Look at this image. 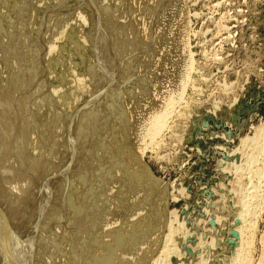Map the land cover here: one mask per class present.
<instances>
[{"label":"rangeland","instance_id":"1","mask_svg":"<svg viewBox=\"0 0 264 264\" xmlns=\"http://www.w3.org/2000/svg\"><path fill=\"white\" fill-rule=\"evenodd\" d=\"M81 1L83 2L81 3ZM84 1L85 0H0V115L2 114L1 107L4 103L6 106L8 103L10 104V108L14 111L10 110V114H12L11 116L13 118L16 115L15 112L18 108L22 111L24 119L20 125L22 128L24 127L23 150L25 153L23 174L28 173L25 174L27 176L32 174V171H30L32 167L30 163L32 161H38V168L40 167L39 170L41 171L44 170V167L47 164L44 161H49V165H52V169L49 170L47 174L43 172L42 179L44 180L47 176V178L50 176L53 178H56L57 176L59 177L57 181H53L50 184V189L53 192L54 197V200L52 199V203L50 205H54L52 208L53 212L55 211L56 213L54 212L51 215L52 220L55 215L54 221L50 220V217L47 214L48 218H45L47 220H44L45 222H43L46 226L48 224H52L53 222H57L60 226L65 223L62 228L66 229L64 237L62 235L63 240L61 239L62 237L57 238L56 241L54 240L56 242H54L55 244L53 242L52 244L50 242L48 243L47 240L49 236H53V234H51L52 232L50 231V233L48 231L51 230V227L49 228L47 226L48 230H46V232L37 231L38 233L35 232L36 235L33 234V242L35 243L34 251L36 253V258L34 260L35 264L37 261L38 264H43V262L44 264L45 262L46 264H52L55 260L57 262L55 261L56 263L54 262L53 264H58L60 259H63L60 262L61 264H71V256L72 258L73 256L75 257V259L73 258V264H77L79 261L80 264H87L89 261L88 259H90L91 264H97L102 260L103 262H101V264H122L123 261V264H133L131 263L133 258L136 259V264H238L239 262H235V259H237L236 257L243 249H246V253H248L247 257L250 261L249 264H264V177L261 178L264 176V173L260 177L261 179L258 178V176H255L257 168L264 169V152H259L257 156V149L254 148L257 143H262V138L264 137V134L260 135V137L262 136L261 138H257L258 136L256 137L255 135L257 133L256 129L261 130L262 133L264 132V0H183V5L186 7L185 10L187 12L186 23L188 22V28L186 32V43L189 56L191 58V64L189 66L190 70L186 73L187 79H185L186 83L185 81L183 83V85L185 84L184 87H182V85L179 88L181 93H179L180 91L174 93L176 94V97L179 96L180 98L178 97L174 104L168 105L169 107L167 106L168 109L170 107L171 108L169 110L167 109L168 113H166L167 115H165V119L163 118L164 123L161 125L162 127L154 136V140L152 139L142 152L137 150L138 146L134 141L135 137H127L130 127H125L126 129H123L120 126L122 121L120 122L118 115L121 117L124 113L125 117H121L122 120H129V105L134 102L138 103L137 100L134 101V99L139 96H143V92L141 95L140 91H144L146 87L147 89L150 88V84L147 83L149 87L146 85L149 77L146 76V69L144 67V62L146 61V57H144V55L148 56L149 52H142V50L138 51V62L136 61V66L139 67V70L137 68L139 75L137 73V75L133 78L134 80L132 79V81H127L126 79V82L124 74L127 66H125L126 68L124 67V63L126 62L124 61V58L128 53L127 51L129 47H127L126 50H122L123 46L124 49L126 47L123 41L124 39H126V41L130 39V33H133V35L136 36L141 35L143 37L145 31L143 28L146 24L145 18L147 17V11H144L143 9L145 2L142 3L143 0H120L121 2H119L121 4L118 2L115 9H111L108 7V0H95L96 3L99 2L98 5H96V8L94 7L96 4L94 0H92V3L90 2L91 0H88L89 2L86 0L85 2L89 3L88 6L93 4L94 1V6H91L95 8L94 9L92 7L93 10L96 11L97 9L99 12L96 13V18L95 11L92 13L90 11L88 12V9L85 8L87 5H84ZM122 7L125 10L121 9ZM129 7L131 12H129L130 10H127ZM132 8L134 9L133 11ZM108 9H110L113 14H111ZM121 10H124L126 14L121 12ZM118 11L121 13L119 14ZM107 13L109 14L107 15ZM98 16H100V18ZM101 16L105 21L101 19ZM98 20L99 23H97ZM113 20L115 21V24L113 23ZM138 20L142 22L140 23ZM116 22L119 24L117 25ZM112 23L114 25H112ZM112 26L116 29H111ZM96 27L99 29H96ZM138 28L140 29L139 31ZM103 31H105V33ZM139 32L142 34H138ZM95 34L98 36L96 37ZM111 36L113 40L118 37L116 39V41H118L115 43L114 40L113 42L112 39H109ZM103 37H108L106 39L108 42H102L105 41ZM90 38L91 40L89 41ZM11 40H13V42ZM94 42H98L96 44H99L97 48H95V44H93ZM104 43L106 46L110 47H106ZM91 47H93V50ZM120 52L122 54H120ZM140 52L143 54L141 55ZM138 55H140V58H138ZM103 57L106 58V61L112 59L111 62H113L112 64L114 66V70L112 69L113 72H111L108 76L110 77L112 74V77H110L112 83L109 84V87H106V85L103 87L102 83H100L102 81L100 80L98 84L102 86V89L98 85L101 90L95 93L93 92L95 89V82H97L95 71L97 70L96 68H98L103 61H105ZM102 59L104 60L102 61ZM94 63H96L97 66ZM170 64L171 63L169 62V64L166 65L167 69L168 67H171ZM93 68L95 69L92 70ZM140 70L144 73L140 72ZM154 71L158 72L159 68L154 69ZM135 80H138L136 83L140 88V93L138 92L139 95L136 94L139 88L136 86V83L133 84ZM139 80H141V82ZM131 85L134 86V90L131 89L133 88ZM143 86L146 87L143 88ZM31 87H34V89L32 90ZM17 88H19V90ZM38 88L41 89V91H39ZM37 90L38 92H41V96H39V93H36ZM45 90L46 92H44ZM126 90H130L128 93L132 91L130 93L131 95L127 92L123 94ZM147 91L150 90H145L144 93L146 96H148ZM31 92L34 93L32 94ZM35 93L38 95L37 97L41 98H37V101L39 99V105L38 102L35 101ZM106 93L108 94L105 97ZM126 94H128L127 97ZM129 97H131L130 100ZM106 98L108 99V102ZM118 98L122 99L118 100ZM31 100L33 101L31 102ZM125 100H128V102ZM117 101L119 103H117ZM33 102L37 104V106ZM45 103L47 105H43ZM5 104L4 107H6ZM117 104L120 109H118ZM15 105H17L18 108ZM38 106H41L40 110L37 109ZM43 106L45 108H43ZM15 108L17 109L15 110ZM91 108H93V112H95L94 121L88 119L92 114ZM123 108L124 111L125 109L126 111H123L122 113L121 110H123ZM86 110L90 115L87 112H82ZM120 112L122 114H120ZM110 113H116L117 117L115 114L110 115ZM41 114H43V116ZM128 114L129 116H127ZM81 116H83L82 119ZM114 116L116 118H114ZM86 117H88L87 119L90 123L86 126V130H84V128L80 127V125L82 122L86 121ZM117 118L119 122L117 121ZM50 119L52 121L57 119L59 122L54 121L55 123L53 122L51 124L52 121ZM76 119L80 122L73 125V128L75 129L74 133H78L77 139L79 140L69 139L68 137V130L71 123L73 124ZM90 124H92V127ZM116 125L117 127H115ZM260 125H262L261 128H259ZM88 126H90V128ZM38 128H40V131ZM106 129L108 131L110 130V134ZM37 130L42 138L44 136L43 139H45L48 133L47 138H49V140L47 138L46 140L50 141L49 143L52 147L56 144H65L68 147L70 146L69 148L66 147L64 150L67 149L66 151L69 152L72 157H75L74 165L76 164L75 166L78 170L73 172V164L71 162V164L67 165V169L65 171H71V173H73L71 174L68 172L66 174L65 172L64 175H62L64 170L62 171L58 169L61 152L51 151L54 156L53 154L50 155L51 152L50 154L47 152V155H45V151L40 153L38 148L35 146L36 141H41L39 140L41 137L39 136ZM52 130L57 132L55 133V131ZM86 131H89V134H87ZM41 133H43V135ZM85 133L87 135H84ZM81 134H83L84 137H82ZM90 134L92 137L93 134L95 135L92 138L89 136ZM29 135L30 137H28ZM253 136L255 142H253ZM245 137H247V139ZM90 138L91 141L89 140ZM98 138L100 139V142L97 145L95 142ZM250 139L252 143H250ZM87 140H89L90 143H88ZM106 142H108L107 144H110V147L106 145ZM52 143H54V145ZM88 145H93V147H88ZM6 148L8 149L7 151H9V148L5 147V149ZM92 148H94L96 156L94 152L91 155V168L90 166H85L82 159L78 161L77 154L82 155L83 150L86 151ZM252 150L253 153H256L255 155L257 156V160L251 161L250 155L253 154L251 152ZM38 152L41 154L39 156L42 158L37 155ZM139 152H141L142 155ZM35 155H37V158L32 160V158H35ZM133 158L136 160L135 162H133ZM27 159H31V162ZM41 161L42 164H39ZM28 162L30 163L28 164ZM98 164L99 167L101 165L105 168H101L103 169L102 175L100 171H98L100 169L97 166ZM69 165H71V168ZM82 166L84 169L86 168L85 180L89 181V183L88 181L86 183L88 187L85 185L84 187L76 189L77 181L73 183L72 181L75 178L72 176L80 174ZM112 168L115 170L112 171ZM115 171L116 174H112L115 173ZM262 172L264 171L262 170ZM99 175L102 177L100 176V178ZM125 175H130L138 182H136L137 184H142L146 181V178L149 180V177H155V186L157 187L156 193L158 197L156 196L154 199L153 196L152 200L146 205V207H148L152 204L153 209L148 212L143 208L141 211L137 212L138 214L134 213V218L133 216L130 217L129 215H125L126 218L125 216L122 217V219L119 220V223H112L113 225L108 228V233L110 235L108 233L104 235L105 230L102 229L100 235L102 234L103 237H101V239H97L99 240L98 243H92L96 239L91 241V238H89L90 236H88V231L90 228L91 230H94V232H99L101 229L97 226H95V228L94 223L97 220L95 215L97 214L98 206L104 205L102 204L103 202L100 201V198H96L94 201L97 200V208H93L92 193L95 187V180L101 179L103 183L106 182L105 187L107 188L109 185H112L113 181V184H116L117 182L118 184L114 185V190H117L116 186L123 185L125 182ZM61 176H66L67 178H63ZM112 176H115V178ZM142 177L143 179H141ZM85 180L84 182H86ZM258 182H261V186L258 185ZM253 183L256 186L258 185L257 190L259 193L257 192L258 197L251 198L250 200L251 204L253 203V206L248 204L247 208L253 209L256 204H254V202L257 201L259 205L257 204L258 206L256 205L255 207V215H250L251 219H248V221H251L246 222V219H243V215H241L244 213L246 205H239V203L243 199L244 201L249 200V197L246 196L248 192L251 191L250 188L253 190V185H251ZM68 190L73 196H70ZM81 190H84L83 192L85 193H82ZM88 195L89 199L92 198L89 203H87L89 200ZM244 195H246L245 198ZM85 199L88 200L86 201ZM77 206H79L78 211L75 209ZM89 208L90 210H88ZM81 209H83V212H80ZM59 210H61V212ZM91 210L96 212V214H93L94 212H91ZM241 210L242 212L240 215L243 220L239 215ZM152 213L154 216H152ZM73 215H75L74 218H76V216H78V218L73 219ZM93 216L95 220L93 219ZM68 219L70 220L68 221ZM86 220L87 222H85ZM131 220L135 221L132 222L133 224L130 227L122 225L125 221L131 222ZM143 220L144 222H142ZM240 220L241 222L239 223ZM75 222H77V224H83V227L86 226L88 231L85 229V233L83 230L82 235L81 233H77V236H75V229L77 228V224ZM87 223L90 224L88 225ZM248 223L252 224L251 230H246L245 226L243 227V225ZM54 224L55 223L52 225ZM238 224L241 225V228L245 229H242V231L238 230L241 229L240 226L238 227ZM72 228L74 231H72ZM86 232L88 234H86ZM45 233L49 235H45ZM241 233L242 237H240ZM69 234L72 238L68 236ZM44 235L45 239L42 238ZM46 236L48 237L47 239ZM77 237H80V239L85 238L83 239L84 244L81 242L82 240ZM243 239L244 241L248 239L245 241L246 245L248 244V247L245 246ZM61 240L64 241L65 245L61 244ZM72 241H74V243ZM66 243L67 248L65 247ZM133 243L138 246V250H136V252L132 251V254H135L136 257H131V254L129 257H125L124 252H126V250H128ZM74 244L75 246H73ZM94 244L97 245L95 246ZM100 244L101 246H104L101 247L99 246ZM49 245H52V250L55 249L53 250L54 252L61 248L62 251L61 249L59 251L64 254L66 253V255L64 256L61 252V254L59 253V258H56V254L55 256H53L54 254L48 255L53 252ZM55 245L58 246L55 247ZM60 245L62 247H60ZM97 246L101 247V249L103 248V252L100 253L99 251L95 253L97 249L101 250ZM37 247L38 250L36 251ZM57 247L60 248L58 249ZM87 247L89 249L88 252L86 250ZM168 248L171 250H167ZM42 249H44V251H48L42 253ZM49 249L51 250L50 252ZM172 249L174 251H172ZM0 250V258L5 254V256L10 259L8 257L9 254L5 253L1 246ZM73 250L74 253L72 254ZM97 253L100 255V258H98ZM43 254L46 255L43 256ZM84 254L87 257H85ZM68 255L70 256L68 257ZM93 257L94 259H92ZM45 258L50 259L46 261ZM1 259H3V257Z\"/></svg>","mask_w":264,"mask_h":264},{"label":"bare ground","instance_id":"2","mask_svg":"<svg viewBox=\"0 0 264 264\" xmlns=\"http://www.w3.org/2000/svg\"><path fill=\"white\" fill-rule=\"evenodd\" d=\"M86 1V0H85ZM84 1V5L86 6L87 5V7H85L86 9H88V12L90 11L91 13L93 12V11H95V10H93V8L95 7L96 8V5H98V3H96V1H95V3H94V1H93V4H95V6L93 5V4H91V5H93V6H88V2L86 3ZM100 1V0H99ZM104 1V0H103ZM109 1V3H108V7L109 8H114L115 9V7L118 5V2L120 1V0H108ZM134 1V0H133ZM141 1V0H140ZM83 1H81V3H82ZM91 3H92V0L90 1ZM102 2V1H101ZM121 2V1H120ZM119 2V3H120ZM145 2V3H144ZM125 3V2H124ZM140 3V2H139ZM142 3H144L145 5L143 6V9H144V11L146 10L147 11V17L145 18V21H146V24H145V26H144V28H143V30H145L144 31V34H143V37L140 35H133V33H130V39L129 40H127L126 41V39H124V41H123V43L125 44V49H124V46H123V49L122 50H126L127 49V47H129V49H128V53L125 55V60L124 61H126L125 63H126V65H125V63H124V67L125 66H127V69L125 70V76L124 77H126V78H124L125 79V81H126V79H127V81L129 80V81H132V79L137 75V73L139 72L138 70H139V67L138 66H136L137 65V63H136V61L138 60L137 59V54L139 53L138 51H141L142 50V52H149L148 53V56H145L144 55V57H146L145 58V71H146V76H148L149 78L147 79V82H146V85L148 86V84H150L149 86H150V88H148L150 91H147L148 92V96H146L145 95V90H148L147 89V87L146 86H143V88H145V90L144 91H140V88L137 86V83H136V81H138V80H135V82L133 83V84H135L136 83V86L139 88L138 89V91H137V93L136 94H138V92L142 95V92H143V96H139L138 98H136V99H134V101L135 100H137V102L138 103H133V104H135V105H133V104H131V105H129L130 106V111H129V113H130V116H129V114L127 115V116H129V120H122V118L121 117H125V115H124V113H123V111H124V108H123V110H121V112L123 113V115L121 116V117H119V115H118V118L120 119V122H121V124H120V126L124 129L125 127H130L129 128V131H128V135H127V137L128 136H134L135 137V143H136V145L138 146V148H137V150H139V151H143L144 149H145V147H147V145L152 141V139L154 140V136L159 132V130H160V128L162 127L161 125H163V123H164V119H165V115H167L166 113H168L167 112V106L168 105H172V104H174L175 103V101L177 100V98L179 97V96H175L176 94H174L175 92H177V91H180L179 90V88L183 85V83H184V81H185V79H187L186 78V73H187V71L189 72V66H190V62H191V58H190V56H189V52H188V48H187V43H186V41H187V39H186V32H187V28H188V26H187V23H186V15H187V12H186V10H185V8L186 7H184V3H183V0H143V2ZM6 4V3H5ZM121 4V3H120ZM22 5H25V4H22ZM105 5V4H104ZM83 6V5H82ZM100 6V5H99ZM126 6V5H125ZM13 7V6H12ZM84 7V6H83ZM93 7V8H92ZM102 7V6H101ZM135 7V6H134ZM133 7V8H134ZM140 7V6H139ZM173 7H174V9H173ZM11 8V7H10ZM14 8V7H13ZM94 8V9H95ZM132 8V11L134 10ZM136 8V7H135ZM121 9H124L123 7L121 8ZM10 10V9H9ZM109 11H110V9H108ZM125 10V9H124ZM124 10L122 11L121 10V12H124ZM127 10H130L129 12H131V9H130V7H129V9H127ZM143 11V10H142ZM144 11H143V13H144ZM82 12V11H81ZM98 11H97V9H96V11H95V16H96V13H97ZM111 12V14H113L112 13V11H110ZM109 12V13H110ZM119 12V14L121 13L120 11H118ZM138 12V11H137ZM99 13V12H98ZM109 13H107V15L109 14ZM125 13V12H124ZM123 13V14H124ZM127 13H128V11H127ZM5 14V13H4ZM78 14H80V13H78ZM89 14V13H88ZM106 14V13H105ZM104 14V15H105ZM126 14V13H125ZM138 14V13H137ZM7 15V14H6ZM47 15V14H46ZM57 15V14H56ZM98 15V14H97ZM100 15H102V14H100ZM23 16V15H22ZM119 16V15H118ZM123 16V15H122ZM140 16V15H139ZM143 16V15H142ZM29 17V16H28ZM51 17V16H50ZM55 17V16H54ZM91 17V16H90ZM93 17V16H92ZM99 18H100V16H98ZM124 17H125V15H124ZM133 17H134V15H133ZM26 18V17H25ZM45 18H46V16H45ZM48 18V17H47ZM96 18H97V16H96ZM108 18V17H107ZM17 19V18H16ZM101 19H103L102 18V16H101ZM109 19V18H108ZM147 19V20H146ZM48 20H49V18H48ZM62 20V19H61ZM104 20V19H103ZM128 20H129V18H128ZM137 20V19H136ZM140 20V19H139ZM138 20V22H142V21H139ZM13 21V20H12ZM11 21V22H12ZM17 21V20H16ZM46 21V20H45ZM95 21H97V20H95ZM102 21V20H101ZM105 21V20H104ZM162 21H163V23H162ZM7 22V21H6ZM115 21L113 20V23H114ZM120 22V21H119ZM128 22V21H127ZM18 23V22H17ZM27 23H28V21H27ZM97 23H99V20H98V22ZM101 23V22H100ZM103 23V22H102ZM112 23V25H114ZM135 23H136V21H135ZM21 24V23H20ZM105 24V23H104ZM116 24H117V22H116ZM119 24V23H118ZM117 24V25H118ZM125 24V23H124ZM123 24V25H124ZM6 25V24H5ZM10 25H11V23H10ZM42 25V24H41ZM108 25V24H107ZM110 25V24H109ZM133 25V24H132ZM20 26V25H19ZM96 26H97V24H96ZM99 26V25H98ZM116 26V25H115ZM122 26V25H121ZM138 26V25H137ZM142 26V25H141ZM16 27H17V25H16ZM44 27V26H43ZM104 27V26H103ZM107 27V26H106ZM124 27V26H123ZM140 27V26H139ZM143 27V26H142ZM51 28V27H50ZM79 28V27H78ZM95 28V27H94ZM100 28H101V26H100ZM108 28H109V26H108ZM108 28H106V29H108ZM113 28H115L114 26H112V28L111 29H113ZM117 28H119V27H117ZM96 29H99V28H97L96 27ZM95 29V30H96ZM106 29H104V30H106ZM110 29V30H111ZM116 29V28H115ZM120 29V28H119ZM109 30V31H110ZM122 30V29H121ZM127 30V29H126ZM125 30V31H126ZM140 29L138 28V31H139ZM142 30V31H143ZM6 31V30H5ZM99 31V30H98ZM124 31V32H125ZM27 32V31H26ZM96 32V31H95ZM101 32V31H100ZM104 33H105V31H103ZM102 32V33H103ZM127 32H130V31H127ZM7 33V32H6ZM42 33V32H41ZM97 33V32H96ZM106 33H107V31H106ZM120 33V32H119ZM141 32H139L138 34H140ZM101 34V33H100ZM114 34H115V32H114ZM125 34V33H124ZM142 34V33H141ZM8 35H9V33H8ZM38 35V34H37ZM50 35V34H49ZM96 35V37L98 36L97 34H95ZM101 35H103V34H101ZM100 35V36H101ZM110 35V34H109ZM113 35V34H112ZM128 35V34H127ZM127 35H126V37H127ZM106 36V35H105ZM122 36V35H121ZM124 36V35H123ZM89 37V36H88ZM113 37H114V35H113ZM47 38V37H46ZM94 38V37H93ZM98 38H100V37H98ZM97 38V39H98ZM108 38V37H107ZM107 38H104L103 37V39H105V41H102V42H106L107 40ZM118 38V37H117ZM116 38V39H117ZM125 38V37H124ZM11 39V38H10ZM100 39H102V38H100ZM109 39H112V36H111V38H109ZM116 39H114L115 40V43L118 41H116ZM91 40V38L89 39V41ZM96 40V39H95ZM113 40V39H112ZM114 40H113V42H114ZM12 42H13V40H11ZM48 41V40H47ZM93 41H94V39H93ZM101 41V40H100ZM110 41V40H109ZM19 42V41H18ZM26 42V41H25ZM32 42V41H31ZM96 42V41H95ZM93 43V44H95L94 46H95V48H97V46L99 45H96L97 43ZM108 42V41H107ZM112 42V43H113ZM9 43V42H8ZM111 43V44H112ZM25 44V43H24ZM102 44V43H101ZM123 44V45H124ZM7 45V44H6ZM104 45H105V43H104ZM109 45V44H108ZM19 46V45H18ZM106 46V45H105ZM104 46V47H105ZM113 46V45H112ZM7 47V46H6ZM54 47H55V45H54ZM106 47H110V46H106ZM113 47H115V46H113ZM23 48V47H22ZM93 47H91V49H92ZM94 48V49H95ZM99 48V47H98ZM103 48V47H102ZM112 48V47H111ZM120 48H121V46H120ZM26 49V48H25ZM35 49H37V48H35ZM107 49V48H106ZM117 49V48H116ZM93 50V49H92ZM95 50H97V49H95ZM102 50V49H101ZM15 51V50H14ZM17 51V50H16ZM43 51V50H42ZM49 51V50H48ZM107 51V50H106ZM105 51V52H106ZM25 52V51H24ZM33 52V51H32ZM96 52H98V51H96ZM100 52H104V51H100ZM108 52V51H107ZM107 52H106V54H107ZM110 52V51H109ZM122 52V51H121ZM120 52V54H122ZM16 53V52H15ZM41 53V52H40ZM141 53V52H140ZM17 54V53H16ZM39 54V53H38ZM103 54V53H102ZM110 54V53H109ZM108 54V55H109ZM124 54V53H123ZM143 53H141V55H142ZM145 54V53H144ZM4 55V54H3ZM2 55V56H3ZM13 55V54H12ZM18 55V54H17ZM93 55H94V52H93ZM98 55H99V53H98ZM37 56V55H36ZM101 56V55H100ZM109 56H111V55H109ZM108 56V57H109ZM140 55H138V58H140L139 57ZM19 57V56H18ZM17 57V58H18ZM22 57V56H21ZM24 57V56H23ZM96 57V56H95ZM142 57V56H141ZM143 57V58H144ZM1 58V57H0ZM8 58V57H7ZM36 58V57H35ZM98 58H101V57H98ZM104 59H105V61H103L104 59H102V64L100 65V64H98V65H100L98 68H96L97 70L95 71L96 73V79H97V82H95L96 84H95V89H94V91L93 92H95V93H97V92H99L101 89H102V86L104 87L105 85H106V87H109V84H111L112 82H111V78L110 77H112L111 75H110V77H108L109 76V74L111 73V72H113V62H111V60L112 59H110L109 61H106V58L105 57H103ZM3 59V58H2ZM22 59V58H21ZM41 59V58H40ZM95 59V58H94ZM109 59V58H108ZM114 59V58H113ZM100 60V59H99ZM99 60H97V61H99ZM122 60V59H121ZM4 61V60H3ZM6 61V60H5ZM35 61H37V60H35ZM39 61V60H38ZM143 61V60H142ZM142 61H140V62H142ZM9 62H10V59H9ZM100 62H101V60H100ZM138 62V61H137ZM169 62L171 63L170 65H171V67L169 68L168 67V69H167V67H166V65H168L169 64ZM23 63V62H22ZM16 64V63H15ZM18 64V63H17ZM94 64H96V63H94ZM93 64V65H94ZM141 65V64H140ZM7 66V65H6ZM15 66V65H14ZM96 66H97V64H96ZM121 66V65H120ZM8 67V66H7ZM32 67V66H31ZM94 67V66H93ZM116 67V66H115ZM143 67V66H142ZM143 67V68H144ZM126 68V67H125ZM124 68V69H125ZM137 68H138V70H137ZM156 68H159V71L158 72H155L154 71V69H156ZM11 69V68H10ZM20 69V68H19ZM18 69V70H19ZM35 69H37V68H35ZM43 69V68H42ZM95 68H93L92 70H94ZM113 69V70H112ZM123 69V68H122ZM16 70V69H15ZM124 71V70H123ZM143 71H144V69H143ZM143 71H141L140 70V72H143ZM24 72V71H23ZM22 72V73H23ZM17 73V72H16ZM120 73V72H119ZM144 73V72H143ZM6 74V73H5ZM37 74V73H36ZM88 74V73H87ZM93 74V73H92ZM123 74V73H122ZM35 75V74H34ZM39 75V74H38ZM42 75V74H41ZM138 75H139V73H138ZM140 75H141V73H140ZM33 76V75H32ZM46 76V75H45ZM95 76V75H94ZM93 76V77H94ZM121 76V75H120ZM122 77V76H121ZM18 78V77H17ZM28 78V77H27ZM35 78V77H34ZM33 78V79H34ZM5 79V78H4ZM105 79V80H104ZM122 79V78H121ZM136 79V78H135ZM20 80V79H19ZM18 80V81H19ZM102 81V82H100V83H102V86H100L99 84H98V82L99 81ZM104 80V81H103ZM134 80V79H133ZM29 81V80H28ZM33 81V80H32ZM108 81V82H107ZM126 81V82H127ZM140 82H141V80H139ZM126 82H124V83H126ZM143 82V81H142ZM16 83V82H15ZM122 83V82H121ZM123 83V84H124ZM148 83V84H147ZM185 83H186V81H185ZM9 84V83H8ZM131 84V83H130ZM5 85V84H4ZM19 85V84H18ZM23 85V84H22ZM30 85V84H29ZM32 85H33V83H32ZM101 87V89H100V87ZM185 85V84H184ZM184 85L182 86V87H184ZM41 86V85H40ZM40 86H38V87H40ZM111 86V85H110ZM113 86V85H112ZM132 86V85H131ZM136 86H135V88H136ZM148 86V87H149ZM22 87V86H21ZM51 87V86H50ZM106 87H105V89H106ZM133 88H131V89H133L134 90V86H132ZM141 87H142V85H141ZM13 88V87H12ZM32 88V90L34 89V87H31ZM52 88V87H51ZM127 88V87H126ZM129 88V87H128ZM3 89V88H2ZM7 89V88H6ZM14 89V88H13ZM18 90H19V88H17ZM37 89V88H36ZM119 89H120V87H119ZM130 89V90H131ZM182 89V88H181ZM38 90L39 91H41V89H39L38 88ZM38 90H37V92L36 93H41V92H38ZM110 90H111V88H110ZM128 90V89H127ZM125 91V92H123V94H125L126 92L128 93L129 91ZM183 90V89H182ZM17 91V90H16ZM103 91H106V90H103ZM159 91V92H158ZM44 92H46V90L44 91ZM132 92V91H131ZM130 92V93H131ZM146 92V93H147ZM18 93H19V91H18ZM32 93V92H31ZM34 93V92H33ZM32 93V94H33ZM36 93H35V97H36V99H35V97H34V95H33V97H34V99H35V101H37V98H39V97H37L38 95H36ZM92 93V92H91ZM101 93V92H100ZM111 93V92H110ZM130 93H128V94H130ZM179 93H181V91L179 92ZM14 94V93H13ZM16 94V93H15ZM21 94V93H20ZM19 94V95H20ZM94 94V93H93ZM93 94H92V96H93ZM105 94V93H104ZM107 94L108 93H106V95H105V97L107 96ZM113 94V93H112ZM128 94H126V97L128 96ZM4 95V94H3ZM7 95V94H6ZM12 95V94H11ZM95 95V94H94ZM98 95V94H97ZM131 95V94H130ZM129 95V96H130ZM139 95V94H138ZM145 95V96H144ZM174 95V96H173ZM178 95V94H177ZM26 96V95H25ZM39 96H41V94L39 95ZM124 96V95H123ZM132 96H133V94H132ZM16 97V96H15ZM27 97V96H26ZM125 97V98H126ZM46 98V97H45ZM44 98V99H45ZM96 98V97H95ZM107 98H109V97H107ZM106 98V99H107ZM115 98V97H114ZM130 98L131 97H129V100H130ZM133 98H135V97H133ZM132 98V99H133ZM180 98V97H179ZM39 99H41V98H39ZM39 99H38V101H39ZM48 99V98H47ZM120 98H118V100H119ZM122 99V98H121ZM120 99V100H121ZM127 99V98H126ZM132 99H131V101H132ZM49 100V99H48ZM111 100H112V98H111ZM14 101V100H13ZM33 100H31V102H32ZM37 101V102H38ZM126 102H128V100H125ZM10 102V101H9ZM17 102V101H16ZM48 102V101H47ZM107 102H108V99H107ZM12 103V102H11ZM13 103H15V102H13ZM28 103V102H27ZM34 103V102H33ZM110 103V102H109ZM117 103H119L118 101H117ZM132 103V102H131ZM5 104V103H4ZM4 104H2L3 106L1 107V110H2V114L0 115V128H2V129H0V246H1V248L4 250V252L5 253H8L9 255H8V257L10 258V259H8L6 256H5V254L3 255V256H1V258L3 257V259H1L0 258V264H35V258H36V253H35V247H34V245H35V243L33 242V234H35L36 235V233L35 232H37V231H44V232H46V230H48V228H47V226L51 229V230H48L51 234H53V236L51 237V236H49V238L46 236V239L48 240V243L50 242L51 244H52V242L54 243L56 240H57V238H60V237H62V235H63V237H64V233H65V230L66 229H63L62 227H63V225L65 224H62L61 226L59 225V224H57V222H53V223H55L54 225H52V224H48L47 226L46 225H44V220H47V219H45V218H48V216H47V214L49 215V217H50V220H52L51 218H52V214L55 212H53V208L52 207H54V205H50L51 203H52V199L54 200V197H53V192L51 191V189H50V184H51V182H53V181H57L58 180V176L56 177V178H53V177H49V178H47L46 176V178H44V180L42 179L43 178V172H45V174H47V172L49 171V170H51L52 168V165H49V161H44L45 163H47L46 165H45V167H44V170L43 171H41V170H39V168H38V161L37 162H35V160H34V162L32 161L31 162V159H27V160H29L30 162H28V164L30 163L31 164V170L30 171H32V174L31 175H25V174H28V173H25V174H23V162H24V158H25V153H24V150H23V135H24V133H23V128H22V126L20 125L22 122H23V113H22V111H20V108H18V106L17 105H15L17 108H15V110H16V115L14 116V118L11 116L12 114H10V110H12L11 108H10V104L8 103V105L6 106V104H5V106L6 107H4ZM32 104V103H31ZM35 104V103H34ZM33 104V105H34ZM53 104V103H52ZM111 104V103H110ZM116 104V103H115ZM126 104V103H125ZM128 104V103H127ZM129 104H130V102H129ZM36 106H37V104H35ZM34 105V106H35ZM38 105H39V102H38ZM43 105H47L46 103L45 104H43ZM118 105V104H117ZM21 106V105H20ZM49 106H51V105H49ZM54 106V105H53ZM56 106V105H55ZM29 107V106H28ZM41 107V106H40ZM40 107L38 106L37 107V109H39L40 110ZM121 107V106H120ZM169 107V106H168ZM35 108V107H34ZM43 108H45L44 106H43ZM49 108V107H48ZM55 108V107H54ZM112 108H114V107H112ZM111 108V109H112ZM171 108V107H170ZM169 108V109H170ZM47 109V108H46ZM52 109V108H51ZM56 109V108H55ZM92 110V114L90 115L88 112H87V110L86 111H82V112H87L89 115H90V118H88V117H86V121H84V122H82L81 123V125H80V127H82V128H84V130H86V126L90 123V121H88V119H91L92 121H94V118H95V112H93V108H91ZM110 109V110H111ZM118 109H120L119 108V105H118ZM128 109H129V107H128ZM168 109V110H169ZM113 110H115V109H113ZM13 111V110H12ZM38 111V110H37ZM45 111V110H44ZM49 111V110H48ZM53 111V110H52ZM90 111V112H91ZM125 111H126V109H125ZM124 111V112H125ZM14 112V111H13ZM42 112H43V110H42ZM118 112V111H117ZM120 112V114H122ZM12 113V112H11ZM111 113H112V111H111ZM110 113V115H114L115 114V116H116V113H114V114H111ZM30 114V113H29ZM44 114H46V113H44ZM54 114V113H53ZM42 116H43V114H41ZM88 115V116H89ZM107 115V114H106ZM26 116V115H25ZM54 116V115H53ZM52 116V117H53ZM58 116V115H57ZM83 116H85V115H83ZM83 116H81V119L83 118ZM87 116V115H86ZM108 116V115H107ZM114 116V118H116ZM45 117V116H44ZM26 118V117H25ZM29 118V117H28ZM78 118V117H77ZM88 118V119H87ZM118 118H117V121L119 122V120H118ZM164 118V119H163ZM45 119V118H44ZM54 119H55V117H54ZM80 119V120H81ZM110 119V118H109ZM28 120V119H27ZM51 120V119H50ZM60 120V119H59ZM85 120V119H84ZM116 120V119H115ZM52 121V120H51ZM59 122L57 119L56 120H53L52 122H51V124L53 123V122ZM132 121V122H131ZM163 121V122H162ZM54 122V123H55ZM61 122V121H60ZM73 122V121H72ZM78 122H80V121H78V119H76L74 122H73V124L71 123V126H70V128H69V139H77V135H78V133H74V131H75V129L73 128V125H75L76 123H78ZM111 122L113 123V121L111 120ZM162 122V123H161ZM47 123V122H46ZM45 124V123H44ZM49 124H50V122H49ZM48 124V125H49ZM50 124V125H51ZM59 124V123H58ZM57 124V125H58ZM105 124V123H104ZM109 124V123H108ZM23 125V124H22ZM92 124H90V126H91ZM54 126V125H53ZM59 126H60V124H59ZM90 126H88L89 128H90ZM261 126L262 125H260L259 126V128H261ZM38 127V126H37ZM50 127V126H49ZM58 127V126H57ZM92 127V126H91ZM115 127H117V125L115 126ZM114 127V128H115ZM51 128V127H50ZM59 128V127H58ZM258 128V127H257ZM39 129V131H40V128H38ZM47 129V128H46ZM54 129V128H53ZM79 129V128H78ZM93 129V128H92ZM92 129H89V130H92ZM120 129V128H119ZM126 129V128H125ZM51 130V129H50ZM49 130V131H50ZM57 130V129H56ZM77 130V129H76ZM107 130V129H106ZM257 131V133L255 134L256 135V137L257 138H259L260 137V135H262V134H264V132L262 133V131L261 130H259V129H256ZM39 131L37 130V132L39 133ZM41 131H42V129H41ZM44 131H45V129H44ZM48 131V132H49ZM52 131H55V130H52ZM110 131V130H109ZM109 131L107 130V132L109 133ZM57 131H55V133H56ZM61 132V131H60ZM84 132V131H83ZM82 132V133H83ZM90 132H92V131H90ZM125 132V131H124ZM34 133V132H33ZM46 133V132H45ZM62 133V132H61ZM61 133H59V134H61ZM86 133L87 134H89V131L87 132L86 131ZM84 134V135H87V134ZM42 135H43V133H41ZM51 134H52V132H51ZM110 134V133H109ZM253 134H254V132H253ZM28 135V134H27ZM53 135H56V134H53ZM82 135V137H84L83 136V134H81ZM94 135L95 134H93V137H94ZM112 135V134H111ZM39 136H40V133H39ZM47 136H48V133H47ZM47 136L45 137V139H43L44 138V136H43V138L41 137V138H39V140H41V141H36V147L38 148V150H39V152L41 153H43L44 151L46 152V154L45 155H47V152H48V154H50V152L52 151H54V152H61V159H60V161L58 162V169L59 170H64L62 173V175H64V173L66 172L65 170L67 169V165L68 164H71V162H72V170H74L73 172H75V171H77L78 170V168L74 165V160H75V157H72L71 156V154H69V152H67L66 150H64L66 147H68L67 145H65V144H56V145H54V143H52L54 146V148L52 147V145L49 143L50 141H48L49 140V138H47ZM52 136V135H51ZM80 136V135H79ZM90 137H92V135L90 134L89 135ZM109 136V135H108ZM28 137H30V135L28 136ZM57 137V136H56ZM56 137H55V139H56ZM86 137V136H85ZM92 137V138H93ZM95 137H97V136H95ZM112 137V136H111ZM123 137V136H122ZM262 137V136H261ZM260 137V138H261ZM46 138L48 139V140H46ZM61 138V137H60ZM88 138V137H87ZM110 138V137H109ZM246 139H247V137H245ZM256 138V139H257ZM264 138V137H263ZM263 138H262V143H257V145L256 146H254V148H256L257 149V151H256V153H257V156H258V153L259 152H264V140H263ZM253 142H255L254 140V136H253ZM51 140V139H50ZM77 140H79V139H77ZM83 140H86V139H83ZM90 141H91V138L89 139ZM89 140H87L88 141V143H90L89 142ZM103 140V139H102ZM105 140V139H104ZM112 140V139H111ZM111 140H109V141H111ZM34 141V140H33ZM74 141V140H73ZM94 141H95V139H94ZM108 141V140H107ZM250 141H251V139H250ZM63 142V141H62ZM75 142V141H74ZM99 142H100V139L98 138V139H96V144L98 145L99 144ZM113 142V141H112ZM249 142V141H248ZM33 143V142H32ZM87 143V144H88ZM108 142H106V145H110V144H107ZM250 143H252V141L250 142ZM76 144H77V141H76ZM79 145V144H78ZM84 145V144H83ZM82 145V146H83ZM252 145V144H251ZM34 146V145H33ZM91 147H93V145H90ZM89 145H88V147H90ZM107 146V147H108ZM5 147H8L9 148V151H7L8 149L6 148L5 149ZM35 147V148H36ZM70 147V146H69ZM68 147V148H69ZM110 147V146H109ZM111 147H113V146H111ZM105 148V147H104ZM251 148H252V146H251ZM253 148V149H254ZM126 149V148H125ZM33 150H34V148H33ZM113 150V149H112ZM136 150V149H135ZM39 152H38V156L39 155H41V154H39ZM51 152V154L50 155H52L53 153ZM73 152V151H72ZM94 152V154H95V150H94V148H92V149H90V150H86V151H84L83 150V156L81 155V154H77V156H78V161L79 160H83L84 161V165L85 166H90L91 168H92V164L90 163V158H91V155H92V153ZM141 152H139L141 155H142V153ZM252 153H253V150L251 151ZM104 153H105V151H104ZM256 153H253V154H251L250 155V159H251V161H254V160H257V156L255 155ZM74 154V153H73ZM111 154V153H110ZM125 154V153H124ZM262 154V153H261ZM9 155V156H8ZM32 155V154H31ZM37 155H35V158H32V160L33 159H36L37 157ZM101 155H102V153H101ZM106 155V154H105ZM138 155V154H137ZM245 155V154H244ZM264 155V154H263ZM53 156H54V154H53ZM56 156V155H55ZM95 156H96V154H95ZM10 157V158H9ZM39 157H41V156H39ZM46 157H48V156H46ZM57 157V156H56ZM56 157H54V158H56ZM60 157V156H59ZM59 157H58V159H59ZM139 157H141V156H139ZM241 157V156H240ZM247 157V156H246ZM262 157V156H261ZM264 157V156H263ZM42 158V157H41ZM49 158V157H48ZM93 158V157H92ZM116 158V157H115ZM119 158V157H118ZM256 158V159H255ZM46 159V158H45ZM50 159V158H49ZM106 159V158H105ZM104 159V160H105ZM136 159V158H135ZM140 159V158H139ZM248 159V158H247ZM52 160V159H51ZM97 160V159H96ZM103 160V159H102ZM109 160H111V159H109ZM133 160H134V158H133ZM39 161H40V159H39ZM43 161V160H42ZM42 161H41V163L39 162V164H42ZM94 161V160H93ZM99 161V160H98ZM122 161V160H121ZM136 160H134L133 162H135ZM250 161V160H249ZM55 162V161H54ZM53 162V163H54ZM26 163V162H25ZM51 163V162H50ZM101 163V162H100ZM103 163V162H102ZM249 163H251V162H249ZM44 165V164H43ZM43 165H40V166H43ZM57 165V164H56ZM117 165V164H116ZM70 166V168H71V165H69ZM96 166V165H95ZM98 167H99V164L97 165ZM96 166V167H97ZM134 166V165H133ZM133 166H131V167H133ZM236 166V165H235ZM143 167V166H142ZM42 168V167H41ZM82 169H81V173L80 174H77V175H74V176H72V177H74L75 179H73V183H75L76 181H77V183H76V189H79L80 187H84L85 185H86V183H87V181L88 180H85V176H86V168L84 169V167L82 166L81 167ZM89 168V167H88ZM87 168V169H88ZM100 168V169H99ZM99 168H96V169H99L98 171H100V173H101V175H102V170L103 169H101V168H104L103 166H101L100 165V167ZM115 168V167H114ZM139 168V167H138ZM238 168V167H237ZM27 169H28V167H27ZM90 169V168H89ZM105 169V168H104ZM117 169V168H116ZM242 169V168H241ZM53 170H54V165H53ZM68 170H69V168H68ZM67 170V171H68ZM115 170V169H114ZM113 170V168H112V171H114ZM122 170V169H121ZM140 170V169H139ZM262 170L264 171V169L263 168H257V170L255 171V176L257 177L258 176V178H260L261 176H262V174L264 173V172H262ZM27 171V170H26ZM97 171V170H96ZM111 171V170H110ZM29 172V171H28ZM68 172H70L71 173V171H68ZM68 172H66V174L68 173ZM72 172V173H73ZM84 172H85V175H84ZM89 172V171H88ZM87 172V173H88ZM54 173V172H53ZM71 173V174H72ZM77 173H79V172H77ZM99 173V172H98ZM106 173V172H105ZM111 173V172H110ZM29 174H30V172H29ZM52 174V173H51ZM61 174V173H60ZM89 174V173H88ZM94 174H95V172H94ZM112 174H116V171H115V173H112ZM101 175H99V177L101 176ZM121 175V174H120ZM254 176V177H255ZM61 177H63V176H61ZM66 177V176H65ZM65 177H63V178H65ZM89 177V176H88ZM102 177V176H101ZM100 177V178H101ZM112 177H114L115 178V176H112ZM120 177V176H119ZM264 176H262L261 178H263ZM67 178V177H66ZM106 178V177H105ZM107 178H109V177H107ZM118 178V177H117ZM125 178H126V180H125V182L123 183V185H120V186H116V188H117V190H114V185H117L118 183L116 182V184H113L114 183V181H113V183H112V185H113V188H112V185H109L108 186V188L107 187H105L106 186V182L105 183H103V181L100 179H98V180H95V187H94V190H93V193H92V195H93V203H92V205H93V208H97V200L96 201H94L96 198H100V201H102L103 203L102 204H104L103 206L102 205H99L98 206V208H97V214H96V212H94V211H92L91 210V212H94L93 214H96L95 216H96V221H95V225H94V227L95 226H97V227H99V228H101L100 230H99V232L97 231V232H94V230H91V228L89 229V231L87 230V227L85 226V227H83L79 222V224H77V222H75L76 224V226H77V228L75 229V236H77V233H81V235H82V233H83V230H84V233H85V229L89 232V235L88 236H90L89 238H91V241H93V240H95L94 242H92V243H98V241L99 240H97L98 238L99 239H101V237H103V235L101 234L100 235V233L102 232V229L103 230H105V233H104V235L105 234H107L108 232H109V227L111 226V225H113L112 223H119L120 221L119 220H121L122 219V217H124L125 215H129L130 217H132L133 216V218H134V213H137L138 211H141L143 208L145 209V210H147L148 212H149V210H152L153 208H152V204L151 205H149L148 207H146V205L148 204V202L149 201H151L152 200V198H153V196H154V199L156 198V196L158 197V195H157V187L155 186L156 185V179H155V177L153 178V177H149V180L146 178V181L145 182H143L142 184H137L138 182L136 181V180H134L130 175H125ZM260 178V179H261ZM141 179H143V177L141 178ZM249 179V178H248ZM68 180V179H67ZM84 180L86 181V182H84ZM107 180V179H106ZM119 180V179H118ZM64 181V180H63ZM109 182H110V180H109ZM137 182V183H136ZM60 183V182H59ZM71 183V182H70ZM88 183H89V181H88ZM111 183V182H110ZM251 183H252V181H251ZM261 183V182H260ZM260 183L258 182V185H260ZM63 184H64V182H63ZM257 184V183H256ZM251 185H253L252 187H253V190H252V188H250L251 189V191L250 192H248V194H247V196L246 195H244V198H245V196L246 197H249V200H245L244 201V199L240 202L239 200V205L241 204V205H243V206H245L246 205V208H244V213L243 214H241V215H243V219H246V222L248 221V219H251V216L250 215H255L254 213L256 212V210H255V207H256V205L258 204L257 202H254V208L253 209H249V208H247V205L248 204H250V205H252L251 204V198H254V197H258V195H257V192L259 193V191L257 190V186L253 183V184H251ZM66 186H67V184H66ZM87 187H88V185H86ZM250 186V185H249ZM261 186V185H260ZM259 186V187H260ZM251 187V186H250ZM107 188V189H106ZM60 189V188H59ZM68 189V188H67ZM81 189H83V188H81ZM84 189H86V188H84ZM260 189V188H259ZM65 190H66V188H65ZM88 190V189H87ZM69 191V190H68ZM82 191V190H81ZM84 191V190H83ZM82 191V193H85V192H83ZM71 192H72V190H71ZM73 192H74V190H73ZM76 192V191H75ZM69 193H70V191H69ZM81 193V194H82ZM88 194V193H87ZM243 194V193H242ZM242 194H241V196H242ZM85 195V194H84ZM91 195V196H92ZM259 195H261V194H259ZM70 196H73V195H71V193H70ZM90 196V197H91ZM86 197V196H85ZM80 198V197H79ZM242 198V197H241ZM70 199H72V198H70ZM84 199V198H83ZM88 199H89V195H88ZM87 199V200H88ZM91 199H89L88 200V202L87 203H89V201L91 200ZM73 200V199H72ZM71 200V201H72ZM86 200V199H85ZM86 200V201H87ZM255 200V199H254ZM74 201V200H73ZM76 201L78 202V200L76 199ZM80 201V200H79ZM256 201V200H255ZM55 202V201H54ZM81 202H82V198H81ZM81 202H79V203H81ZM247 202V203H246ZM74 203V202H73ZM151 203V202H150ZM84 204V203H83ZM86 205H88V204H86ZM238 205V206H239ZM259 205V204H258ZM257 205V206H258ZM83 206V205H82ZM91 206V205H90ZM253 206V205H252ZM75 207V206H74ZM91 208V207H90ZM90 208L88 209V210H90ZM147 208V209H146ZM259 208V207H258ZM75 209H77V211H78V209H79V206H77V208H75ZM86 209V208H85ZM98 209H99V211H98ZM257 209V208H256ZM83 209H81L80 210V212L82 211ZM95 210V209H94ZM60 212H61V210H59ZM76 211V212H77ZM153 211H155V210H153ZM65 212H67V211H65ZM72 212V211H71ZM83 212V211H82ZM242 212V210L239 212V215H240V213ZM56 213V212H55ZM68 213V212H67ZM85 213V212H84ZM83 213V214H84ZM66 214V213H65ZM92 214V215H93ZM138 214V213H137ZM144 214V213H143ZM153 214V213H152ZM62 215H63V213H62ZM76 215V214H75ZM75 215H73V219H76V218H78V216H76V218H74V216ZM147 215H148V213H147ZM239 215H237V216H239ZM241 215H240V218H241ZM248 215H249V217H248ZM55 216V215H54ZM54 216H53V220L52 221H54ZM67 216V215H66ZM82 216V215H81ZM152 216H154V214L152 215ZM152 216H151V219H152ZM253 216H252V221H253ZM60 218H61V216H60ZM62 218H63V216H62ZM64 218H65V216H64ZM67 218H68V216H67ZM125 218H126V216H125ZM135 218H136V215H135ZM147 218H148V216H147ZM158 218V217H157ZM82 219V218H81ZM85 219V218H84ZM93 219L95 220V218H94V216H93ZM92 219V220H93ZM151 219H149V220H151ZM154 219V218H153ZM242 219V218H241ZM242 219V220H243ZM63 220V219H62ZM66 220V219H65ZM70 219H68V221H69ZM218 220V219H217ZM216 220V221H217ZM44 221V222H43ZM81 221V220H80ZM133 221H135V220H131V222H126L125 221V223H122V225H124V226H128V227H130L133 223ZM219 221V220H218ZM245 221V220H244ZM249 221H251V220H249ZM248 221V222H249ZM66 222V221H65ZM85 222H87V220L85 221ZM88 222H90V221H88ZM142 222H144V220L142 221ZM141 222V223H142ZM146 222H147V219H146ZM241 222V220L239 221V223ZM243 222V221H242ZM49 223V222H48ZM69 223V222H68ZM71 223V222H70ZM72 223H74V222H72ZM84 223V222H83ZM92 223V222H91ZM149 223V222H148ZM156 223V222H155ZM245 223V222H244ZM46 224V223H45ZM86 224V223H85ZM88 224V223H87ZM90 224V223H89ZM88 224V225H89ZM170 224V223H169ZM249 224V223H248ZM246 224V225H243V227L245 226V228H246V230L248 229H250L251 230V226H252V224H253V222H252V224ZM69 225H71V224H69ZM74 225V224H73ZM92 225V224H91ZM68 226V225H67ZM93 226V225H92ZM181 226V225H180ZM240 226V228H241V225L240 224H238V227ZM254 226V225H253ZM64 227H66V226H64ZM69 227V226H68ZM67 227V228H68ZM75 228V227H74ZM93 228V227H92ZM96 228V227H95ZM170 228V227H169ZM245 228H241V229H238V230H241L242 231V229H245ZM73 229V228H72ZM94 229V228H93ZM128 229V228H127ZM69 230V229H68ZM70 230H71V227H70ZM170 230V229H169ZM72 231H74V229L72 230ZM244 231V230H243ZM71 232V231H70ZM38 233V232H37ZM42 234V233H41ZM44 234V233H43ZM66 234V233H65ZM86 234H88L87 232H86ZM109 234V233H108ZM130 234V233H129ZM240 234V233H239ZM45 235H49V234H47V233H45ZM45 235H44V237H42V238H44L45 239ZM72 235V234H71ZM79 235V234H78ZM80 235V236H81ZM110 235V234H109ZM132 235V234H131ZM264 235V234H263ZM67 236V235H66ZM65 236V237H66ZM68 236H70V234L68 235ZM85 236V235H84ZM128 236V235H127ZM134 236V235H133ZM41 237V236H40ZM63 237L61 238L62 240H63ZM71 238H72V236H70ZM82 237V236H81ZM86 237V236H85ZM123 237H125V236H123ZM240 237H242V233H241V235H240ZM244 237V236H243ZM35 238V237H34ZM37 238V237H36ZM78 238V237H77ZM126 238V237H125ZM43 239V240H44ZM78 239H80V237L78 238ZM83 239H85V238H83ZM83 239H80V240H82L81 242H83ZM47 240H45V241H47ZM55 240V241H54ZM60 241L61 242V244H63V245H65L64 244V241ZM64 240H65V238H64ZM74 240V239H73ZM238 240V239H237ZM248 240V239H247ZM247 240H245V241H247ZM264 240V239H263ZM41 241H42V239H41ZM44 241V242H45ZM75 241V240H74ZM74 241H72L73 243H74ZM90 241V240H89ZM90 241V242H91ZM102 241V240H101ZM241 241V240H240ZM243 241H244V239H243ZM243 241H242V243H243ZM244 241V242H245ZM63 242V243H62ZM66 242V241H65ZM77 242V241H76ZM104 242V241H103ZM123 242H124V239H123ZM131 242V241H130ZM38 243V242H37ZM56 243V242H55ZM54 243V244H55ZM100 243V242H99ZM41 244V243H40ZM53 244V245H54ZM76 244V243H75ZM75 244L73 245V246H75ZM83 244H84V242H83ZM90 244V243H89ZM88 244V245H89ZM103 244V243H102ZM134 244V243H133ZM131 244V246L129 247V249L128 250H126V252H124V256L125 257H129V255L131 254V257H136V255L135 254H132V251H135L136 252V250H138V246L136 245V244ZM38 245H39V243H38ZM37 245V246H38ZM59 245V244H58ZM58 245H55V247L56 246H58ZM79 245V244H78ZM86 245V244H85ZM95 246L97 245V244H94ZM243 245H244V243H243ZM248 245V244H247ZM246 245V242H245V246H247ZM50 246V245H49ZM84 246V245H83ZM99 246H101V244L99 245ZM99 246H97L98 248H100L101 249V247H103L104 245H102L101 247H99ZM41 247V246H40ZM39 247V248H40ZM60 247H62L61 245H60ZM60 247H57L58 249L60 248ZM66 248H67V243H66V246H65ZM72 247V246H71ZM76 247H77V245H76ZM92 247H93V245H92ZM174 247V246H173ZM248 247V246H247ZM42 248V247H41ZM45 248V247H44ZM48 248V247H47ZM46 248V249H47ZM51 248H53L52 247V245L50 246V249ZM56 248V249H57ZM81 248H83V247H81ZM80 248V249H81ZM95 248V247H94ZM250 248V247H249ZM248 248V249H249ZM49 249V252L52 250H50ZM61 249V248H60ZM59 249V250H60ZM64 249V248H63ZM72 249H74V248H72ZM78 249V248H77ZM79 249V250H80ZM103 249V248H102ZM101 249V250H102ZM146 249V248H145ZM166 249V248H165ZM175 249V248H174ZM38 250V247H37V249H36V251ZM43 250V252L42 253H45L46 251H48V250H45L44 251V249H42ZM53 250H55V249H53ZM52 250V251H53ZM53 251L52 253H46V254H48V255H50V254H54L53 256H55V254L57 255V257L56 258H59L60 257V255H59V253L62 251V249H61V251ZM67 250V249H66ZM87 252L89 251V249H88V247H87ZM101 250H99V249H97V251H95V253L96 252H99L100 251V253L101 252H103V250L101 251ZM167 250H169V248L167 249ZM171 250V249H170ZM169 250V251H170ZM241 250V249H240ZM239 250V251H240ZM78 251V250H77ZM93 251V250H92ZM105 251V250H104ZM172 251H174L173 249H172ZM171 251V252H172ZM237 251V250H236ZM238 251V252H239ZM250 251V250H249ZM64 252V251H63ZM69 252V251H68ZM80 252H81V250H80ZM84 252L86 253V251L84 250ZM83 252V253H84ZM134 252V253H135ZM164 252V251H163ZM166 252V251H165ZM247 252H248V250H247ZM0 253H1V250H0ZM62 253V252H61ZM60 253V254H61ZM71 253V252H70ZM74 253V250H73V252H72V254ZM79 253V252H78ZM82 253V254H83ZM99 253V254H100ZM167 253H168V251H167ZM172 253H174V252H172ZM37 254H38V252H37ZM46 254H43V256H45ZM62 254H64V253H62ZM81 254V255H82ZM88 254V253H87ZM91 254H93V253H91ZM171 254V253H170ZM235 254V253H234ZM248 253H246V249H243L242 251H240V253L238 254V256L236 257L237 259H235L236 261L235 262H239L238 264H249L250 263V261H249V259H248V255H247ZM39 255H42V254H39ZM38 255V256H39ZM66 255V253L64 254V256ZM71 255V254H70ZM70 255H68V257L70 256ZM77 255V254H76ZM96 255V254H95ZM97 255H98V253H97ZM237 255V254H236ZM42 256V257H43ZM52 256V257H53ZM59 256V257H58ZM61 256H63V255H61ZM63 256V257H64ZM83 256V255H82ZM84 256L85 257H87L85 254H84ZM100 255H98V258H100L99 257ZM52 257H51V259H52ZM94 257H96V256H94ZM94 257L92 258V259H94ZM103 257V256H102ZM101 257V258H102ZM260 257V256H259ZM47 258V257H46ZM45 258V260L46 261H48L49 259H46ZM62 258V257H61ZM72 258V256L70 257V260H72V263L71 264H73V258L75 259V257L73 256V258ZM78 258H80V257H78ZM88 258H90V257H88ZM138 258V257H137ZM38 259V258H37ZM44 259V258H43ZM54 259H55V257H54ZM76 259H77V257H76ZM81 259H83V258H81ZM97 259V258H96ZM106 259V258H105ZM251 259V258H250ZM40 260V259H39ZM53 260V259H52ZM59 260V259H58ZM63 260V259H62ZM61 259H60V261H59V263L58 264H61L60 262L62 261ZM68 260H69V258H68ZM67 260V261H68ZM84 260V259H83ZM89 261H88V263L87 264H89L91 261H90V259H88ZM102 260V259H101ZM155 260H157V259H155ZM233 260V259H232ZM237 260H239V261H237ZM42 261H44V260H42ZM41 261V262H42ZM56 261V260H55ZM55 261H53L52 262V264L55 262ZM77 261V260H76ZM79 261V260H78ZM85 261V260H84ZM100 261V260H99ZM38 262V261H37ZM36 262V264H38ZM40 262V261H39ZM57 262V261H56ZM55 262V263H56ZM65 262V261H64ZM80 262V261H79ZM78 262V263H79ZM86 262H87V260H86ZM98 262V261H97ZM101 262H103V260L101 261ZM101 262H99V263H97V264H101ZM118 262V261H117ZM124 262V261H123ZM123 262H122V264H123ZM136 262V259H132L131 260V263H135ZM65 263H67V262H65ZM77 263V264H78ZM93 263V262H92ZM233 263V262H232ZM43 264H44V262H43ZM45 264H46V262H45ZM49 264H51V263H49ZM68 264V263H67ZM80 264V263H79ZM85 264V263H84ZM91 264V263H90ZM94 264H96V263H94ZM124 264H127V263H124ZM129 264V263H128ZM136 264V263H135ZM160 264H164V263H160Z\"/></svg>","mask_w":264,"mask_h":264}]
</instances>
